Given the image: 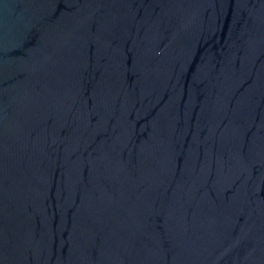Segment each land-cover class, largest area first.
<instances>
[{
	"label": "water",
	"instance_id": "water-1",
	"mask_svg": "<svg viewBox=\"0 0 264 264\" xmlns=\"http://www.w3.org/2000/svg\"><path fill=\"white\" fill-rule=\"evenodd\" d=\"M0 264H264V0H0Z\"/></svg>",
	"mask_w": 264,
	"mask_h": 264
}]
</instances>
